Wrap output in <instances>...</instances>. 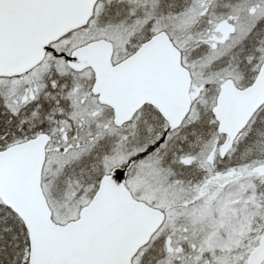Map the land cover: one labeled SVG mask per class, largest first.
<instances>
[{
    "label": "snow or ice",
    "instance_id": "6c2138e0",
    "mask_svg": "<svg viewBox=\"0 0 264 264\" xmlns=\"http://www.w3.org/2000/svg\"><path fill=\"white\" fill-rule=\"evenodd\" d=\"M0 264H264V0H0Z\"/></svg>",
    "mask_w": 264,
    "mask_h": 264
}]
</instances>
